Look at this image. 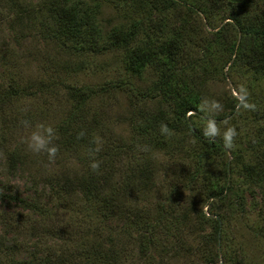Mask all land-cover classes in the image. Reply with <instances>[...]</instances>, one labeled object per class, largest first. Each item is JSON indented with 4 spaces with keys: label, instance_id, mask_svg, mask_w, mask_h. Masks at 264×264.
<instances>
[{
    "label": "trees",
    "instance_id": "16d2710c",
    "mask_svg": "<svg viewBox=\"0 0 264 264\" xmlns=\"http://www.w3.org/2000/svg\"><path fill=\"white\" fill-rule=\"evenodd\" d=\"M93 1L0 0V13L6 15H0V29L12 18L21 26L13 31L16 44L29 48L42 41L44 59L59 73L0 82V110L13 111L40 97L66 103L54 143L77 165L66 172L65 162L57 161L65 171L59 168L60 174L46 178L47 198L41 193L28 200L11 198L37 217L8 229L6 217L0 219V264H172L178 258L186 264L195 259L231 264L220 260L224 220L244 213L243 192L264 195V144L226 148L221 135H203L209 116L203 81L212 73L201 54L216 59L223 51L227 64L236 57L264 74V0H118L122 14L110 30L102 28ZM203 14L220 16L223 23L210 25L213 39L204 43L193 29L195 17ZM52 46L65 60L51 55ZM1 52L4 60L8 52ZM107 54L118 56L125 68L113 83L72 85L60 75L84 68L89 55ZM147 70L153 71L150 83ZM121 94L133 109L130 135L103 139V114L95 106ZM232 102L228 115L242 104L236 98ZM28 118L22 115V121ZM162 124L167 133H161ZM162 154L176 159L162 164L157 159ZM27 158L16 149L7 161L15 168ZM94 162L99 164L95 170ZM178 169L181 185L169 183L168 173ZM161 174L166 177L160 190L165 184L170 189L148 206L149 196L160 192ZM186 189L198 197L195 203ZM205 207L217 210L207 216ZM20 229L35 239L27 258H19L24 246L18 239L7 238Z\"/></svg>",
    "mask_w": 264,
    "mask_h": 264
},
{
    "label": "rangeland",
    "instance_id": "374dc122",
    "mask_svg": "<svg viewBox=\"0 0 264 264\" xmlns=\"http://www.w3.org/2000/svg\"><path fill=\"white\" fill-rule=\"evenodd\" d=\"M92 6L98 14L99 22L104 30H110L120 20L122 13L119 10L118 0H94ZM0 15L6 17L5 14L0 13ZM221 18L220 16L207 17L205 14L195 17L193 29H198V32L201 33L202 42L213 39L211 35L213 29L210 25H222ZM12 20V18H6L0 29V48L2 52H8L4 60L0 56V82L20 76L23 78L42 76L46 74V71L55 73V77H57L59 73L53 69L50 70L51 64L44 59L45 47L42 41L38 40V46L31 45L30 49L19 47L16 44L13 40V31L19 30L21 26L14 25ZM49 50L51 55L61 58V60L66 57L64 53H59L55 46L50 47ZM200 54L201 51H199ZM223 54L224 52L220 51L216 59H211L210 54L206 52L201 54L204 59L202 65L212 73L203 81L208 90L205 111L209 116L204 118L205 125L209 120L214 121L219 132L218 135H221L222 139L225 131L234 128L236 136L233 138V146L239 143L237 146L243 145L245 148H249L257 146L258 142L264 144V74L255 71L253 67L236 57H233L231 63L227 64L229 57H222ZM86 59L87 65L84 68L78 71L73 69L67 74L61 70V77L72 85L99 87L113 83L125 72L120 58L114 54L89 55ZM145 77L146 81L148 80L147 83H150L153 71L147 70ZM127 97L124 94L115 98L108 97V99L99 100L95 106L97 111H101L103 114L105 124L100 128L103 139L118 135L124 137L130 135L129 121L133 109ZM234 98L242 103L241 107L234 115H228ZM151 104L154 106L153 102ZM245 104L254 107L245 108ZM67 110L66 103L56 99L47 102L41 97L34 101L19 103L13 108V111L7 110L3 113L0 110V219L6 217L7 229L10 224L22 226L29 219L37 217L36 214L24 209L19 201H14L11 198L28 200L35 198V194L39 195L40 193L47 198L49 188L45 183L46 178L54 172L60 174L62 171H69L70 167L77 166L72 162L74 157L63 150H59L57 155L50 160L46 153H31L26 144L33 131L43 132V129L37 127L38 125L51 126L55 130ZM26 114L30 118L22 121V115ZM5 137L7 141L3 142ZM16 149L22 151L24 155L26 154L28 158L24 164L18 163L15 168H12L7 158L9 152ZM157 159L162 161V164L164 162L170 164L176 158L162 154ZM57 161L65 162L63 166L65 170L63 167H58L60 164L58 165ZM59 168L62 171L58 170ZM181 171L178 169L172 176L168 173L169 183H172L173 180L181 185V181L184 180ZM164 176L161 174L157 179V189L160 192H154L149 196L148 206L153 204L156 196L170 189L165 184L164 189L160 190L159 186L162 187L164 184ZM186 192L190 202L195 203L198 200V197L196 198L190 190ZM243 196L246 200L244 213L231 214L229 215L231 217L224 220L220 260L231 262V264H264V195L256 192L253 197V193L243 192ZM52 201L54 202V199ZM214 204L217 205L215 202ZM207 208L203 209L207 216L217 210L213 207L212 212L205 211ZM67 215H69L68 212H66ZM3 232L4 225L0 220V233ZM9 232L7 238H17L19 247H25H23L19 258H27V251L34 243V237L28 236L27 232L29 231L27 230L21 231L20 229L16 233ZM186 263L187 261L184 259L178 258L172 264ZM194 263L200 264L196 259Z\"/></svg>",
    "mask_w": 264,
    "mask_h": 264
},
{
    "label": "clouds",
    "instance_id": "9594fccd",
    "mask_svg": "<svg viewBox=\"0 0 264 264\" xmlns=\"http://www.w3.org/2000/svg\"><path fill=\"white\" fill-rule=\"evenodd\" d=\"M245 108L254 107L253 105L245 104ZM38 128L43 129V132L33 131L30 137L27 139V149L33 154L46 153L48 158L53 159L58 148L54 141L56 139V134L51 126L38 125ZM160 131L162 134L167 133V126L161 125ZM219 134L218 129L214 121L209 120L203 129V135L207 138H215ZM236 136V130L234 128H229L223 134L224 145L226 148H231L233 146V138ZM99 167L98 163H92L91 168L93 170ZM207 211V209H205Z\"/></svg>",
    "mask_w": 264,
    "mask_h": 264
}]
</instances>
